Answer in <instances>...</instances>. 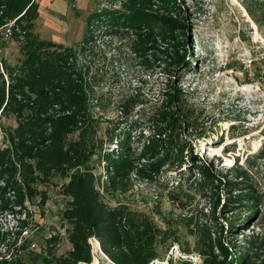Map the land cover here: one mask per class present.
I'll list each match as a JSON object with an SVG mask.
<instances>
[{
	"label": "rangeland",
	"instance_id": "rangeland-1",
	"mask_svg": "<svg viewBox=\"0 0 264 264\" xmlns=\"http://www.w3.org/2000/svg\"><path fill=\"white\" fill-rule=\"evenodd\" d=\"M244 1L181 0L183 26L176 35L181 37V31H186L187 36H182L186 45L178 49H188L190 64L177 72L174 80L183 88V106L191 116L192 130L183 134L187 148L193 147L203 161L212 162L218 175L231 176L236 163L242 165L248 172L247 184L259 194L258 212L251 219L247 218L250 210L222 213L221 204L220 221L213 220L209 213L215 191L213 183L202 180L201 162L195 166L189 150L184 152L185 162L181 166L178 162L164 163L159 171H138L150 163L139 154L152 132L153 105L171 79L170 69L165 70L164 63L155 60L159 54V60H164L161 54L170 42L164 39L168 26L162 18L157 16V22H151L149 28H144L143 23L132 29L124 20L113 23L112 18L103 17L90 25L95 41L79 55V61L90 66L89 77H95L97 82L99 106L93 110L97 121L96 151L89 168L109 207L123 206L129 213L145 216L166 231L164 238L158 240L160 256L153 261L155 264H181V259L203 264L195 250L200 235L198 226L203 224L217 233L222 223L235 251L236 247L242 249L247 245L249 236L264 238V30L248 14ZM159 3L156 5L160 14L175 13L170 6ZM41 7L44 10V4ZM120 7V0H55L52 10L47 9V16L41 13L35 30L43 38L80 45L87 33L88 19L96 9ZM48 16L57 25L49 27L45 23ZM4 33L2 26L1 71L3 59L15 66L22 58L18 43ZM136 43L143 54L134 50L141 49ZM134 96L146 97L150 102L124 112V102ZM17 125L13 115L7 116L0 110V148L11 147L7 134L10 127ZM124 131L130 132V140L128 147L121 149ZM113 151L128 152L134 163L124 178L110 181L114 167L108 169L105 154ZM68 181L58 175L46 183L38 181L34 186L47 195L44 203L41 193L32 197L27 194L20 204L15 191L12 198L8 192L5 194L9 203L0 209V225L7 238L0 249V264H40L44 257H59L72 249L70 223L64 217L69 198L62 187ZM221 194L225 199L227 188ZM232 222L241 225L234 237L229 229ZM25 227L28 234L21 239ZM12 233H16L15 237ZM18 239L22 242L16 247ZM90 243V264H116L102 251L97 238H91Z\"/></svg>",
	"mask_w": 264,
	"mask_h": 264
},
{
	"label": "trees",
	"instance_id": "trees-1",
	"mask_svg": "<svg viewBox=\"0 0 264 264\" xmlns=\"http://www.w3.org/2000/svg\"><path fill=\"white\" fill-rule=\"evenodd\" d=\"M120 2V8L96 9L90 15L80 47L43 38L36 32V21L40 16L37 0H0V27L15 20L11 38L18 43L22 54L20 63L15 66H10L4 59L1 61L4 71L0 69V110L7 116L13 115L18 125L10 127L7 134L11 147L0 148V182L6 184L0 186V209L8 207L9 201L4 196L9 190L15 191L18 204L25 201L27 194L32 197L37 193L42 194L41 202L44 203L47 195L38 192L34 186L38 181L46 183L54 175L69 179L62 187L69 198L64 217L70 223L72 249L59 257H44L40 264L92 263V237L98 239L102 251L116 264H155L153 261L160 256L158 240L166 235V231L145 216L129 213L123 206L109 207L89 168L96 151L97 121L93 110L99 106L95 93L97 82H94L95 77H89L90 66L80 62L79 55L95 41L90 25L103 17L112 18L113 23L124 20L126 26L134 29L143 23L146 24L144 28H149L159 16L168 26L163 34L164 39L170 41L161 54H164V60H159L160 54L155 60L163 62L165 70L170 69L172 75H169L171 79L165 84L161 98L153 105L152 132L139 154L150 163L138 171H159L164 163L174 165L178 162L181 166L185 162L184 152L189 150L193 164L196 166L201 162L202 180L213 183L212 190L215 191L209 213L214 221H220L218 208L221 204L222 213L250 210L248 219L258 212L259 194L254 186L247 184L248 172L242 165L237 162L231 176L218 175L214 164L203 161L194 153L193 147L187 148L188 141L183 138V134L192 128L191 116L183 106V88L174 80V75L190 64L188 49H178L186 45L182 39L187 36L186 31H181V37L176 35L183 26L181 0ZM156 2L165 3L175 13L160 14ZM244 7L264 30V0H245ZM140 48L134 50L143 54ZM147 102L150 101L146 97L138 99L134 96L127 99L122 108L127 113L131 107ZM123 136L121 149L128 147L130 132L124 131ZM105 158L108 169L114 167L110 170V181L124 178L134 163L128 152L113 151L105 154ZM223 188H227L225 199L221 194ZM240 226L231 223L232 237ZM198 227L200 235L195 250L203 258V264H264L262 236H249L247 245L242 249L236 247L235 251L226 238L222 223L217 233L208 224ZM6 238L7 234L0 227V245ZM181 264L190 262L181 259Z\"/></svg>",
	"mask_w": 264,
	"mask_h": 264
},
{
	"label": "built area",
	"instance_id": "built-area-1",
	"mask_svg": "<svg viewBox=\"0 0 264 264\" xmlns=\"http://www.w3.org/2000/svg\"><path fill=\"white\" fill-rule=\"evenodd\" d=\"M14 22H15V20H12V21L8 22V23L5 25V33H4V34H5L6 36H11V35H12V29H13ZM5 185H6V184H5L4 181H1V182H0V186H5ZM11 193H14V191L9 190V191H8V196L11 197V196H12ZM11 198H12V197H11ZM0 214H1V211H0ZM0 227H1V225H0ZM26 228H27V227H25V228H23V230H21V231H22L21 239L25 237V234H26V235L28 234V229H26ZM1 230L3 231L2 227H1ZM3 232H5V231H3ZM6 232L8 233V231H6ZM12 234H14L13 236L15 237L16 233H12ZM20 234H21V233H20ZM19 236H20V235H16L15 238L17 239ZM92 238H96V237H92ZM21 239H18L17 243L15 242L14 245H15L16 247H19V243L22 242ZM14 245H13V247H14ZM32 246L35 247L36 244H35V243H32ZM3 247H4V244L1 243V245H0V249L3 248ZM9 258H10V255H9ZM14 264H16V263H14Z\"/></svg>",
	"mask_w": 264,
	"mask_h": 264
},
{
	"label": "crops",
	"instance_id": "crops-1",
	"mask_svg": "<svg viewBox=\"0 0 264 264\" xmlns=\"http://www.w3.org/2000/svg\"><path fill=\"white\" fill-rule=\"evenodd\" d=\"M42 1V5H40V15H42L43 13H45V15L47 16L48 12H47V9L48 8H51L52 10V7H53V4L55 2V0H41ZM39 4H40V0H38ZM44 4V7L42 10V7ZM43 12V13H42ZM42 13V14H41ZM50 15V14H49ZM40 17V16H39ZM39 19V18H38ZM38 19L36 21V25H37V22H38ZM47 20H45V23L49 26V27H52L53 24H56L52 19L49 18V16L46 18ZM57 25V24H56ZM51 40H54L53 38H51ZM55 41V40H54ZM63 43V42H62ZM71 45V44H70Z\"/></svg>",
	"mask_w": 264,
	"mask_h": 264
}]
</instances>
